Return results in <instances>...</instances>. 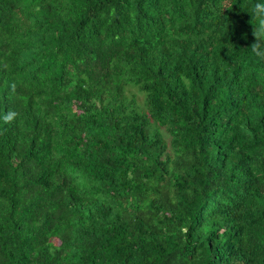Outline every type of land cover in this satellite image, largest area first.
Returning a JSON list of instances; mask_svg holds the SVG:
<instances>
[{
    "label": "trees",
    "instance_id": "16d2710c",
    "mask_svg": "<svg viewBox=\"0 0 264 264\" xmlns=\"http://www.w3.org/2000/svg\"><path fill=\"white\" fill-rule=\"evenodd\" d=\"M258 2L0 0V264H264Z\"/></svg>",
    "mask_w": 264,
    "mask_h": 264
},
{
    "label": "clouds",
    "instance_id": "9594fccd",
    "mask_svg": "<svg viewBox=\"0 0 264 264\" xmlns=\"http://www.w3.org/2000/svg\"><path fill=\"white\" fill-rule=\"evenodd\" d=\"M250 23L253 26V36L255 41L248 49L261 61H264V3H256L252 10ZM17 116L15 111L10 110L3 116L4 123H11Z\"/></svg>",
    "mask_w": 264,
    "mask_h": 264
}]
</instances>
